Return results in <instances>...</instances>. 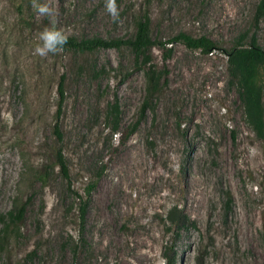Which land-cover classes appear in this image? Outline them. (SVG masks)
<instances>
[{"label":"rangeland","instance_id":"1","mask_svg":"<svg viewBox=\"0 0 264 264\" xmlns=\"http://www.w3.org/2000/svg\"><path fill=\"white\" fill-rule=\"evenodd\" d=\"M258 1L116 0L114 18L106 0H0V215L25 207L0 264H157L172 244L176 264H264V141L243 121L225 55L251 37L264 50ZM42 3L52 16L37 13ZM141 13L157 42L185 33L215 49L153 47L161 88L150 96L126 47L33 55L40 32L31 22L76 40L129 39ZM260 78L264 107V70ZM113 95L120 132L134 127L123 142L104 121ZM58 150L66 179L52 165ZM74 193L85 204L82 228ZM171 203L193 224L174 242L164 219Z\"/></svg>","mask_w":264,"mask_h":264},{"label":"trees","instance_id":"2","mask_svg":"<svg viewBox=\"0 0 264 264\" xmlns=\"http://www.w3.org/2000/svg\"><path fill=\"white\" fill-rule=\"evenodd\" d=\"M254 22L264 20V0H259L254 11ZM36 31L41 32L42 28L39 24L29 23ZM176 43L182 44L189 50H200L202 53H211L215 47L213 43L206 38H192L185 33H180L176 37L168 40L164 44L157 42L151 38L150 35V19L147 13H141L134 22V34L131 38H111L108 40L100 38H88L83 40H76L69 38L68 44L65 46L64 51H74L80 54L93 52L100 48H113L120 49L126 47L133 52L137 67L145 71L146 78V91L150 96L158 92L161 88L159 79L160 75L155 74L154 66L151 62V51L153 47H157L161 52L165 49V45L173 46ZM167 54H170L171 49H165ZM229 61V74L238 86V97L242 109V117L247 128L254 134V137L259 141H264V107L262 104L261 94V78L260 75L264 70V50L258 45V42L253 38H249L247 44L240 42L225 53ZM167 55L163 56V60L167 59ZM103 70V69H102ZM56 93L58 95V104L56 106L55 117L57 118L60 113L61 103L63 100V77L61 76L57 86ZM105 124L108 125L111 136L117 137V142H123L133 131L134 127L129 131L121 133L119 130L120 109L116 96L113 95L111 101L106 103V108L103 111ZM53 135L56 142H60L62 134L59 130L57 119L53 126ZM53 166L57 167L63 179H66L67 169L64 157L61 151L58 150L54 157ZM101 171L103 167L101 166ZM95 182H90L84 187V192L89 195L94 187ZM75 199H78L76 210L82 228L85 204L80 197L74 193ZM25 213L24 205L14 203L12 209L4 215H0V244L8 241L11 238L10 229L18 226L22 221ZM165 223L172 227L173 242L179 237L178 234L183 229L193 227L189 219L181 213V210L176 204H170L164 213ZM169 230V229H168ZM264 236V234H263ZM264 238V237H263ZM163 259L165 264H176L174 245H166L164 247ZM196 264H206L203 258H197Z\"/></svg>","mask_w":264,"mask_h":264},{"label":"clouds","instance_id":"3","mask_svg":"<svg viewBox=\"0 0 264 264\" xmlns=\"http://www.w3.org/2000/svg\"><path fill=\"white\" fill-rule=\"evenodd\" d=\"M106 9L112 17L119 16L116 0H106ZM36 11L45 17L54 14V10L47 3L38 4ZM68 41L69 33L67 31L57 28L55 25L45 27L39 34V43L34 47L33 55L47 57L50 53L56 54L64 50ZM157 258V264H164V261L159 259V253H157Z\"/></svg>","mask_w":264,"mask_h":264},{"label":"bare ground","instance_id":"4","mask_svg":"<svg viewBox=\"0 0 264 264\" xmlns=\"http://www.w3.org/2000/svg\"><path fill=\"white\" fill-rule=\"evenodd\" d=\"M139 263V262H138Z\"/></svg>","mask_w":264,"mask_h":264}]
</instances>
